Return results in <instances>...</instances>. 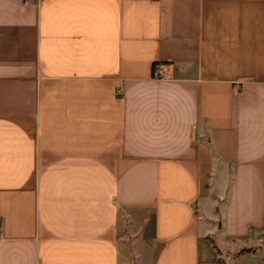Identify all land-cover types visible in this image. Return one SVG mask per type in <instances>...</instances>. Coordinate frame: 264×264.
<instances>
[{
  "label": "crops",
  "instance_id": "crops-1",
  "mask_svg": "<svg viewBox=\"0 0 264 264\" xmlns=\"http://www.w3.org/2000/svg\"><path fill=\"white\" fill-rule=\"evenodd\" d=\"M263 227L264 0H0V264H223Z\"/></svg>",
  "mask_w": 264,
  "mask_h": 264
},
{
  "label": "rangeland",
  "instance_id": "rangeland-1",
  "mask_svg": "<svg viewBox=\"0 0 264 264\" xmlns=\"http://www.w3.org/2000/svg\"><path fill=\"white\" fill-rule=\"evenodd\" d=\"M253 238L230 239L215 238L216 248L223 264H236L237 256L242 248H264V227L252 232Z\"/></svg>",
  "mask_w": 264,
  "mask_h": 264
},
{
  "label": "built area",
  "instance_id": "built-area-1",
  "mask_svg": "<svg viewBox=\"0 0 264 264\" xmlns=\"http://www.w3.org/2000/svg\"><path fill=\"white\" fill-rule=\"evenodd\" d=\"M164 75V71L160 66H157L154 70V76L156 77H162Z\"/></svg>",
  "mask_w": 264,
  "mask_h": 264
},
{
  "label": "trees",
  "instance_id": "trees-1",
  "mask_svg": "<svg viewBox=\"0 0 264 264\" xmlns=\"http://www.w3.org/2000/svg\"><path fill=\"white\" fill-rule=\"evenodd\" d=\"M248 249H249V248H243V249L241 250V253L248 251ZM220 261L223 263V261L221 260V258H220Z\"/></svg>",
  "mask_w": 264,
  "mask_h": 264
}]
</instances>
